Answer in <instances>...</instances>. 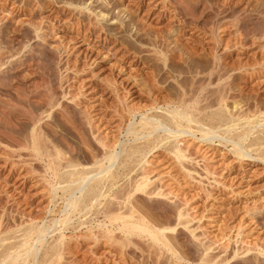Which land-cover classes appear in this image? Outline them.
Here are the masks:
<instances>
[{
  "label": "rangeland",
  "instance_id": "374dc122",
  "mask_svg": "<svg viewBox=\"0 0 264 264\" xmlns=\"http://www.w3.org/2000/svg\"><path fill=\"white\" fill-rule=\"evenodd\" d=\"M163 47L177 48L168 54L182 69L165 71L168 67L154 52ZM214 58L228 82L237 77L230 92L244 102V111L256 113L252 119L264 117V0H0V253L31 235L29 244L37 251L26 256L14 248L21 259L24 256L17 264H44L51 246L61 251L48 264H203L206 245L222 264H264V255L254 258L257 251L264 253V162L238 163L230 153L232 143L217 146L220 138L212 147L225 153V167H236L234 176L243 166L248 177L245 185L235 187L239 194L213 192L207 201L195 197L194 188H180L189 200L194 197L191 213L201 222L191 227L200 224V230L207 231L204 246L183 228L181 236L170 238L174 252L147 238L109 240L102 233L110 226L103 211L110 199L99 198L87 209L73 206L83 196L77 180L95 174L100 179L114 149L116 163L108 175L123 172L125 153L144 140L129 133L142 115L124 112L131 120L121 131L116 119L115 110L150 104L134 82L153 80L157 74L177 86L182 78L206 77ZM186 62L190 68L184 67ZM259 127L253 132L264 129ZM33 140L39 143L36 149ZM111 146L114 149H106ZM147 155L153 176L168 180L185 172L170 154L156 150ZM71 162L77 167L69 169ZM71 170L78 171L77 176L67 177ZM133 175L118 178V185ZM96 179L85 180L84 190ZM146 200L138 206L148 203L153 214L163 209L161 203ZM64 216L69 217L67 226L62 225ZM116 226L109 229L120 234ZM34 228L47 231L42 243ZM234 251L239 255L233 258ZM2 260L0 264H7Z\"/></svg>",
  "mask_w": 264,
  "mask_h": 264
},
{
  "label": "bare ground",
  "instance_id": "6f19581e",
  "mask_svg": "<svg viewBox=\"0 0 264 264\" xmlns=\"http://www.w3.org/2000/svg\"><path fill=\"white\" fill-rule=\"evenodd\" d=\"M176 50L177 48L168 49L166 47L159 48V50L154 49V52L160 55L156 57L158 62L160 60V62L162 61L164 63L165 67H168V70L165 71L174 72L179 69L180 64L171 57L172 55L170 56V54H168L169 52L176 53L178 51ZM179 50L181 51V49ZM192 51H190V54ZM192 61L195 65L197 60L194 61L192 58ZM193 62H191V64ZM189 63L186 62L187 66L184 67L188 68L190 66ZM212 64V68L209 65V74H207V76L205 75L206 77L202 76L190 81L186 78H182L176 80L177 86L170 84L168 82L169 79L164 78V75H162L164 76L163 78L162 76L161 78H158L157 74L154 76L153 80H148L146 78V80H136V82L133 81L134 88L141 86L142 92L148 95L150 104L143 107H125L121 112L115 110V113L117 112V118H115L119 119L120 122L118 123L119 126L117 124L116 125L119 127L118 130L120 131L122 130V125H126V122H129L131 120L130 118L126 119L125 113H127L129 116H135L136 114L142 115L139 122L132 124L136 125V127L130 129L129 133H132V135L136 136L139 140L141 139L139 138L141 136L144 140L143 142L140 141V143H136L135 145L131 143L133 145L132 148L130 147L131 149L125 153L126 155L121 162L124 165V170L122 169L123 172L117 171L115 173H112L110 176L108 175L110 173L109 170L112 169V163L116 161V149L112 147L113 145L106 148L114 149L112 150V155H110L108 159L110 161V166L105 168L102 166V168H104L102 170V173H104V175L99 172V174L101 173L100 175H102L100 179H96L98 174L95 173V175L92 176L87 175L86 177H79V179L81 178V181L76 179L81 184L79 185L78 189L82 191L80 193H83V196L82 200H78L77 202L75 201L76 203L73 204L74 207L77 206V208L83 207L84 209H87L90 205L96 203L99 198L100 200H102L101 198H104L103 200H106L105 198L110 199L109 201L106 200V202H108L107 204H105V207H103V211L109 217L107 218L109 219L107 221L109 222L107 223V225L110 224V226L112 227L117 225L116 231H118L120 234L115 233V230H111V228L109 229L110 226H106V233H102L105 238L109 240L119 239V241L127 239V242L129 243H131L130 241L134 242L135 238H138V240L147 238L151 240V242L155 243V245H157L158 247H161L160 249L164 248L169 252H174V248L170 244V238H172L171 236H174L173 238H178L182 235L184 230H187V232H189V235L195 241L197 240V242L199 241L202 244L204 238L208 237L207 231L203 228L205 231L202 232L200 230L202 229V226L200 224L197 225V228L191 227L193 223H198V221L201 222L200 220H197V217L194 216V214L191 213L193 207L190 203V200L194 199V197L192 199L190 198L189 200L187 196L179 193L180 188L181 190L182 187L188 188V186L194 188L196 190L194 196L201 197L203 200L207 201L210 199L213 192L224 193L228 191L229 194H239V192L235 191V187H241L242 185H245L247 183L246 178L248 177L246 176V171L242 170L243 166H241V170H239L238 175L234 176L233 174L236 173V167H225V153L220 154L219 151L215 150V147H212L216 146L213 145L215 141H217L215 139H221L218 140L219 143L217 144V146L221 144L226 147L228 146V143H232L231 145L233 148L231 149L230 153L233 155L234 160H237L238 163L247 161L249 164L255 165L261 161L264 162V129L262 128L263 130H261L260 128L264 127V117L258 115V119L254 118V120L252 119V117L257 114H252V108L250 110L252 111V113H250L249 111V113L244 111V106L242 105V103L244 102L241 103V101L237 100V97L234 96L232 92H230L231 86L235 83L237 77H231L233 78L232 81L229 80L230 82H228V77L220 73L221 70L218 69L219 60L215 59ZM208 86H212L213 88L208 91L206 89ZM214 86L216 87L215 89ZM205 90L207 92H205ZM134 93L135 91L133 92V94ZM152 109L154 110V112H152L151 114L148 113L152 111ZM254 112H256V110ZM260 114H262V111ZM260 116L262 117V119L259 118ZM255 125H258V127L260 126V129L257 130L261 131L253 132V130H256L257 128H255ZM219 132H221V134H218ZM255 133L258 134L255 135ZM226 134H229L230 136H226ZM252 136L253 138H251ZM32 142L34 149H36L39 146L38 141L33 140ZM104 143L102 142V144ZM206 145L210 146L205 148ZM156 150H161L162 152L172 155L174 159H176L181 164L182 169H184L185 171L183 174L181 173V177L170 175V177L172 176V178L166 180L164 177L158 176V174L156 176H153V170L151 168L149 169V167L147 166V154H155ZM252 151H256L257 154L253 155L254 153L252 154ZM59 155L60 154H57L58 157ZM176 160L174 161L177 162ZM57 163V165H59V162ZM54 165L56 166V163H54ZM74 165L75 164H72L71 162V164H68L67 166L69 169H74L75 167H77V165ZM53 169L55 171L54 174L58 176V168L54 167ZM225 171H228V173L230 172L231 174L225 175ZM76 172L78 173V171ZM134 172L135 175L126 180L125 183L118 185V182H120L117 181L118 178L121 179L122 176H127L128 178V176H130V174ZM77 173H75L74 170H71L70 172H67V177L71 178L75 174L77 176ZM109 178L114 180L116 179V182H112V184L109 183V185L108 182L111 181H109ZM123 178L125 179V177ZM93 179H96V181L89 185V187L87 186L88 188L84 190V185H87V182ZM85 180H87V182L84 184ZM76 185L78 186V184ZM115 185L118 186V188L116 187L117 190L113 191ZM72 187L70 189H72ZM142 198L152 201V203H161L163 205V209L153 214L150 212L151 210L148 209V206H150L147 205L148 203H142V206L140 205L141 207H139L138 203H141ZM113 199H115V201H112ZM196 199L199 200L200 198ZM111 202L114 203L110 206ZM68 218L64 216L63 221L60 219L62 221V225L64 223V225L67 226ZM57 223L60 224L59 222ZM57 223H55V225L53 226L55 227ZM105 224L106 223H104V225ZM198 229L202 232L201 234L196 233ZM33 230L37 231V242L42 243L44 234L47 231L42 228H34ZM33 230L31 229V231ZM31 231L29 232L31 233ZM62 234H60L61 238L63 237ZM26 236L24 237L25 239L22 238L23 240L21 242L16 241L18 242V244L9 247L7 246V249L5 248V250H3L4 252L2 254L0 253L1 260L2 258L5 259L4 261L2 260L3 262H7V264H17L18 258L21 259L20 254L18 255L16 254V252L12 251L14 248H16L15 250H17V253L18 251H22L23 249L26 256L34 251H37V247L35 248L36 245L29 244L28 239L29 237L31 238V235H29L28 237ZM61 238L59 236V239ZM6 245L9 244L7 243ZM58 245L61 244L59 243ZM59 250L61 251L59 246H53V248L51 246V249L49 248L48 250V258L46 259V257L44 256V264H48L49 260L51 262L54 256L58 254L60 255ZM211 250L212 249L210 245H206L204 247V250H202L204 254L202 256L203 258L201 259V262H203V264H222L223 261L218 259V255H209V252ZM227 250V247H223L224 253L227 252ZM249 251L250 250H247L244 253H249ZM257 252V255L254 256L255 259L258 258V255H264L261 250ZM237 255H239L238 251H234L233 258ZM23 258L21 259L22 261ZM1 260L0 263H2Z\"/></svg>",
  "mask_w": 264,
  "mask_h": 264
}]
</instances>
